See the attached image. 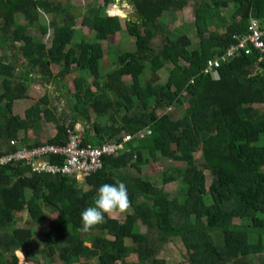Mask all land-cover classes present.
Returning <instances> with one entry per match:
<instances>
[{"label": "trees", "instance_id": "trees-1", "mask_svg": "<svg viewBox=\"0 0 264 264\" xmlns=\"http://www.w3.org/2000/svg\"><path fill=\"white\" fill-rule=\"evenodd\" d=\"M113 1L100 0L95 8L77 16L68 1L65 7L55 0H0V46H11L10 55L0 53L5 89L0 93V155L15 150L10 144L13 139L25 146L65 144L67 129H74L78 115L96 130L91 134L85 127L83 144L121 141L123 132L148 130L133 137L127 150L106 155L103 167L87 176L83 185L72 175L34 172L23 161L0 165V264H20L17 249L40 263L39 256L22 246L33 238L36 222L48 218V211L57 215L49 222L42 240L45 248L39 253L43 258L58 255L64 264L83 257H98L99 264H128L127 258L133 254L141 264H171L153 259L160 247L175 238L181 239L186 264H255L249 257L262 253L264 238V61L258 64L257 49L252 48L251 53L242 49L221 61L218 78L204 69L210 58L238 42L235 33L248 31L252 15L264 22V0H233L235 11L223 31L211 30L210 24L216 18L214 10L228 5V0H212V4L130 0L138 20L148 26L136 38L135 48L120 53L116 67L101 77L104 50L98 42L80 34L77 38L74 25L80 23L106 36L121 31L122 21L113 16H121L117 8L110 15L104 13ZM188 4L194 11L198 38L193 48L188 34L169 40L157 31L162 17ZM39 9L53 13L48 24L39 22ZM20 16L23 23L18 21ZM49 26V45L28 32L37 28L44 35ZM158 35L160 41H156ZM19 60H23L21 71ZM144 60L149 63L150 76H143ZM52 64L59 66L57 73L52 72ZM163 68L168 69L165 82L159 74ZM85 70L93 76L96 90L78 74L72 80L74 91L69 93L62 80ZM36 80H59L72 110L67 125L59 113L42 109L38 103L27 108L23 118L12 113L13 101L23 98L27 85ZM39 102L47 103V96ZM137 103L141 110L131 114ZM41 111L46 121L55 124V134L45 140L20 136L21 130L41 120ZM103 119L112 122L103 123ZM200 149L204 156L198 163ZM145 151L153 158L159 155L184 163L182 170L176 169L183 175V188L176 197L171 198L163 187L151 191L149 179L128 172L137 168L141 173V165L148 161ZM49 160L61 163L62 157L50 156ZM200 168L211 172L209 187ZM175 177L170 173L163 181ZM108 200L129 204L134 211L119 220L109 214ZM24 209L30 219L21 227H12ZM88 235L92 236L90 246L85 244Z\"/></svg>", "mask_w": 264, "mask_h": 264}, {"label": "rangeland", "instance_id": "rangeland-1", "mask_svg": "<svg viewBox=\"0 0 264 264\" xmlns=\"http://www.w3.org/2000/svg\"><path fill=\"white\" fill-rule=\"evenodd\" d=\"M59 1L62 6L66 7V1L69 2V4L72 5V8L70 11L74 13L75 15H81L84 13H87L91 8H95L98 5V2L100 0H55ZM198 4H203L204 2H210L212 4V0H196ZM117 8L116 12L120 13L121 16H115L117 19H120L122 21L123 29L113 35L106 36L103 34H100L92 29H89L87 27H82L80 23H75L74 28H76V37L78 38V35L80 34L83 38L91 41V42H98L100 43L102 49L104 50V56L100 59L99 64V71L101 74V77L106 76V74L111 71L113 68L117 65V57L120 53L128 50H133L135 48V41L136 38L139 35L144 34L145 28L148 26V23L138 20L137 15L135 13V7L130 2V0H114L113 2L109 3L104 8V13L109 14V11L113 8ZM235 11V3L233 0H228V5L226 6H220L219 11L214 10V14H216V18L213 19V23L210 24L211 30H218L223 31L225 26L231 22L232 15ZM39 22L41 24H48L51 17L53 16V13H44L41 9H39ZM1 14V13H0ZM110 15V14H109ZM55 16L60 19L61 14L57 13ZM194 11L192 9L191 5L185 6L182 10L177 11L170 15L169 17H162V20L158 22L159 27H157L158 33L166 34L169 40L173 38H177L181 35L188 34L191 38L192 44L190 45L191 48L195 47L198 38L196 36V29L193 24L194 22ZM18 21L23 23L24 20L20 16L18 17ZM219 23V24H218ZM28 32L35 36L38 39H41L43 42H45L47 45L50 44V38L52 35V27H48V31L46 34L42 35L40 31L37 28H29ZM158 35L156 38V41H160ZM19 44V43H17ZM11 46H0V53L2 51H7V53L10 55ZM181 59V58H180ZM147 64L146 69L144 70L143 76H150L151 70L150 66L147 60H144ZM23 60H19L17 63L20 64L19 71H21L23 68L21 67V63ZM171 65V64H170ZM169 66V65H168ZM51 70L53 73H57L60 69L59 66L52 64ZM82 75L84 78H86V83L90 84L92 86L93 90H96V87L92 84L93 83V76L90 75L88 71H80V72H74L67 74L65 78L62 80V83H64L69 90V93L74 91V85H73V77L76 75ZM160 74V80L162 82H165L168 77V69L163 68L159 71ZM59 81V80H58ZM58 81H41L36 80L31 83H29L25 90V96L20 99H15L12 103V113L17 114L20 117L25 116V111L27 108H29L32 105L40 104V107L43 109L44 107L49 108L51 111H54L55 114H58L60 116V120L65 123V125L68 124L69 121L72 120V110L69 107L68 102V96L65 95V89L61 87V83ZM125 81L128 83H131L130 78H125ZM5 89L3 88L1 84V76H0V93H4ZM46 95L48 98L47 103H40L39 99ZM73 99L71 98V103H73ZM188 102L185 101L184 106H187ZM263 105H258V107H262ZM141 110V105L139 103L136 104V107L132 108L130 110V113L133 114L135 112H138ZM123 112H120L117 116L118 121L121 117ZM179 112H175V116H178ZM57 116V115H56ZM40 121H38L35 125L30 126L26 128L25 130H21L19 135L25 136L29 139H35L38 138L40 140H45L49 138L50 136H53L56 132V126L52 121H46L44 119L43 113L39 114ZM103 123L106 122H112L110 119L109 121L107 119L102 120ZM85 127L90 130L91 134H96V130L93 127V125L88 122L84 117L81 115H78V118L75 122L74 130L82 133L84 136ZM147 131V129H142L139 131L138 135L141 136ZM124 133V132H123ZM121 133V135L123 134ZM175 147V144L172 145ZM146 156H148V161L143 163L141 165V173L138 172L137 168L128 169V172L132 174H140L142 177H145L149 179L152 183V187H150V190L153 191L154 187H163L165 190L170 192V197H176L178 193L183 188L182 181V173L178 172L179 169L182 170L184 163L180 161H176L169 158H163L161 156H157V158H153L149 156L148 152L145 151ZM204 153L201 151V149L196 153V160L198 163L202 162ZM167 168L170 169L166 170ZM200 172L204 173L207 177L206 185L207 187L210 186L212 182V175L211 172L207 169L200 168ZM173 174L175 177L174 180H171L169 182L164 183L163 177L168 174ZM80 182H82V185L84 184V179L79 178ZM40 188V185L37 186V189ZM134 211L133 206L129 204H123V203H116L112 200H108V212L111 216L118 218L119 220L125 219L126 215L128 213H132ZM57 215V212H49L48 211V218L45 220H38L35 224L34 229V236L30 240L26 242V244L22 247H25L30 252H33L36 256H39L40 263L38 261H32L30 258H28L21 249L15 250L16 255L19 258L20 264H64V262L59 258L58 255H54L53 257H45L43 258L39 251L42 248H45L42 240L44 238V234L49 229V222L51 219H53ZM30 219L29 213L26 209L20 212V214L15 218L14 224L12 227H21L25 224V220ZM235 223H239L238 219H234ZM137 225H139L142 230L146 231V226L141 223L137 222ZM103 235L111 238L112 236L107 234L106 232L103 233ZM213 238H215V235L212 234ZM92 243V236L88 235L85 237V244L91 245ZM263 243V251L262 253L255 254L249 257V260L252 263L255 264H264V238L262 240ZM23 255L20 256L18 254ZM186 251L181 243L180 238H175L171 244L168 246L160 247L159 251L157 252V256L154 257V262L156 263H171V264H186ZM128 264H141L138 263L137 257L135 254L130 255L127 258ZM72 264H99L98 257H83L77 262H73ZM117 264H121L118 262Z\"/></svg>", "mask_w": 264, "mask_h": 264}, {"label": "built area", "instance_id": "built-area-1", "mask_svg": "<svg viewBox=\"0 0 264 264\" xmlns=\"http://www.w3.org/2000/svg\"><path fill=\"white\" fill-rule=\"evenodd\" d=\"M233 36L238 42L232 43L225 49L223 54L216 55L208 60L204 71L214 78L219 77L218 67L221 61L231 59L242 49L246 53H251L252 48L257 49L260 53L258 64L264 61V22L262 19L252 15L248 31L235 33ZM138 133L124 132L121 135V141L115 139L102 144H83L82 133L71 128L67 129L68 141L65 144L42 143L25 146L13 139L10 140V144L15 146V150L0 155V165L17 160L25 162L34 172L62 173L75 176L78 180L79 178L84 179L92 172L103 167V159L106 155H114L127 150V143L133 137L139 136ZM50 156H61V163L50 161Z\"/></svg>", "mask_w": 264, "mask_h": 264}, {"label": "clouds", "instance_id": "clouds-1", "mask_svg": "<svg viewBox=\"0 0 264 264\" xmlns=\"http://www.w3.org/2000/svg\"><path fill=\"white\" fill-rule=\"evenodd\" d=\"M85 179V178H84Z\"/></svg>", "mask_w": 264, "mask_h": 264}]
</instances>
